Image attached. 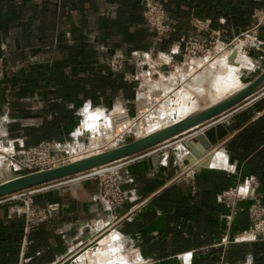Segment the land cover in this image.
<instances>
[{"label": "crops", "instance_id": "0c3cea01", "mask_svg": "<svg viewBox=\"0 0 264 264\" xmlns=\"http://www.w3.org/2000/svg\"><path fill=\"white\" fill-rule=\"evenodd\" d=\"M160 1L175 32L155 46L151 35L149 41L145 38L140 0H103L99 6L97 0H83V8L110 14L100 15L104 25L96 23L91 28L93 49L106 59L116 52L125 57L159 53L165 64L158 72L164 73L171 69L169 64L175 67L182 62L183 41L209 38V33L192 30L189 21L194 15L211 20L214 32L242 30L241 25L231 30L224 25L223 5L209 13L202 10L207 0ZM250 1L255 2L253 13L264 12V0ZM253 26L257 24L251 22L244 30ZM235 48L239 50L236 66L242 74L245 52L242 47ZM235 48L223 54L224 62ZM126 72H134L127 63L118 76L122 78ZM118 93L121 98L127 96L126 87ZM88 114L101 116L85 111L84 132L91 129ZM198 130L209 149L191 139L189 145L182 143L152 157L141 156L146 151L122 161L123 165L110 173L119 177L121 190L128 197L118 209L109 210L99 198V176L14 201L0 199V264H57L75 256L76 250H86L88 247L81 248L83 238L90 236V243L102 231L117 235L129 264H248L249 256L252 264H264V240L250 233L248 218L251 206L264 208V96L174 140ZM249 179L254 181L251 194L238 197L237 192L250 185ZM29 202L37 207L55 204L57 208L46 222L26 233Z\"/></svg>", "mask_w": 264, "mask_h": 264}, {"label": "rangeland", "instance_id": "374dc122", "mask_svg": "<svg viewBox=\"0 0 264 264\" xmlns=\"http://www.w3.org/2000/svg\"><path fill=\"white\" fill-rule=\"evenodd\" d=\"M82 1L0 0V163H8L1 153L17 155L24 149L51 140L88 156L136 139L131 133L134 126H144L142 132L152 130L170 118L166 116L170 111L183 106L190 108L191 105L195 109L210 104L225 94L216 87L217 79H222L228 70L227 63L222 62L223 54L237 46L244 49L241 61L242 68H246L238 76L239 86L264 69V12L253 13L255 2L250 0L203 2L202 10L209 13L223 5L226 12L224 25L230 30L241 25L242 30L220 33V40H213L206 54L191 59L184 67H171L168 63V69H171L164 73H159L155 65L164 55L153 51L127 57L116 52L107 59L101 52H96L91 43V28L96 23L104 25L102 14H110L103 9L83 8ZM158 1L165 8L164 3ZM102 2L97 0V5ZM141 5L143 7L142 0ZM195 18L202 19L194 15L189 21L190 26ZM251 22L257 26L244 30ZM191 28L197 34L206 33ZM145 30L146 41L151 35L154 43L153 35L147 28ZM192 39L205 41L202 37ZM223 44L228 46L222 51ZM116 54L122 55L134 72L143 67L142 71L148 73L146 77L125 80L123 74L120 78V73L113 72L110 67ZM196 79L199 80L195 82ZM121 87L127 89L124 98L118 96ZM137 92L138 96L143 95V102L137 100ZM85 111L101 113L105 119L96 128L84 132ZM0 166L5 172L14 170L11 165ZM248 218L250 233L260 238L254 231L249 212ZM108 233H98L96 241L108 237ZM119 243L113 242L111 246H119L122 251ZM78 251L73 253H77L72 257L74 261L85 250ZM74 261L71 264H76Z\"/></svg>", "mask_w": 264, "mask_h": 264}, {"label": "water", "instance_id": "95a60500", "mask_svg": "<svg viewBox=\"0 0 264 264\" xmlns=\"http://www.w3.org/2000/svg\"><path fill=\"white\" fill-rule=\"evenodd\" d=\"M142 3L144 4V2ZM233 55L234 54L232 53L230 59ZM263 96L264 69L251 81L244 84L242 88L224 99L199 108L185 118L177 122H172L146 136L103 150L93 155L85 156L67 165L51 168L45 171L17 175L11 179L6 176L3 177L0 173V199H3L2 201H14L35 195L39 192L58 189L75 182L97 177L118 169L123 165L122 161L130 159L138 154L148 151L141 156L152 157L153 155H157L164 150L172 148L173 146L181 145L182 143H187L189 145L188 141L191 139L202 143L204 150H207L210 146L205 142L202 130L190 132L177 140L174 139L196 129L212 119L222 117L225 113H233L245 108ZM187 144L185 145L187 146ZM160 145L163 146L155 149V147ZM101 230L102 229H99L97 231ZM98 236L99 235L95 236L91 240V243L87 242V240L90 239V236L84 237L82 241L85 244H83L81 248L83 247L82 249H86L87 247L96 246L97 241L94 239ZM72 257L73 255L71 254L57 264H69L74 261Z\"/></svg>", "mask_w": 264, "mask_h": 264}, {"label": "built area", "instance_id": "2783aa9c", "mask_svg": "<svg viewBox=\"0 0 264 264\" xmlns=\"http://www.w3.org/2000/svg\"><path fill=\"white\" fill-rule=\"evenodd\" d=\"M142 2H144L143 18L145 26L153 35L155 45L162 44L168 35L175 32V28L169 22L168 14L164 6L158 0H142ZM191 27L197 32L209 33V39L204 41L191 38L186 42L183 41V59L182 62L178 64L181 67L191 59L200 58L201 55L206 54L210 49V47L208 48V45L212 44L213 40L216 38V40H220L221 34L211 30V21L208 19H192ZM227 46L228 45L223 44L222 51ZM126 63L127 61L122 55L116 54L113 56L110 63L111 70L116 73H123ZM168 63H170V61ZM164 64L165 62L160 59L159 63H155L157 68L163 67ZM142 65H147V63H142ZM142 68L143 67H140V69L135 70L133 74L124 73V79L137 80L140 76L146 77L148 73L143 72ZM158 76L160 78L161 74L158 73ZM138 93L139 92L136 93V96ZM138 119H140V117H138L137 120ZM1 154V157L5 162L12 163L17 167L19 171V174L17 175H25L60 167L85 156V153L77 152L75 148L68 147L66 144L58 143L53 140L41 142L35 147L24 149L17 155ZM110 173L111 172L99 176V198L109 210H115L120 208L126 202L128 197L121 190L119 177L111 175ZM11 175L13 177L17 176L15 173L10 172L7 178L10 179ZM253 182V179H249L250 185L243 186L239 193L237 192L238 197L251 194L252 189H254ZM56 208L57 205L55 204L46 205L45 207H37L29 202L25 212V232L28 233L36 230L41 224L48 220L50 212ZM248 212L253 217L254 231L259 234L262 240H264V208L251 206L248 209ZM221 242L222 244L227 243L225 239Z\"/></svg>", "mask_w": 264, "mask_h": 264}, {"label": "bare ground", "instance_id": "6f19581e", "mask_svg": "<svg viewBox=\"0 0 264 264\" xmlns=\"http://www.w3.org/2000/svg\"><path fill=\"white\" fill-rule=\"evenodd\" d=\"M237 46V45H236ZM237 48H235V50H233L231 53H230V55L228 56V58H227V61H226V63H228V65L226 64V66H227V71H225L226 72V74L224 75V77L222 78V79H220V78H218V76H217V80H218V83H217V90L218 91H220V92H223V93H225L224 95H222V96H220V97H218L216 100H213V101H211V103L210 104H213V103H215V101L216 102H218V101H220V100H222V99H224L225 97H227V96H229L230 94H232V93H234L235 91H237V90H239L240 88H242V86L240 87L238 84V76H239V69L240 68H238V66H236V62H235V58H236V56H237V54H238V52H239V50L237 51L236 50ZM234 54L233 55V57L230 59V56H231V54ZM225 60H226V58H224ZM224 60L222 59V62H223ZM221 64H223V63H221ZM225 66V67H226ZM182 67H184V66H182ZM222 67V66H221ZM224 68V67H223ZM220 70V69H219ZM224 71V70H223ZM220 72V71H219ZM218 72V73H219ZM216 74V73H215ZM210 75V74H209ZM206 76V75H205ZM200 77V76H199ZM215 77H216V75H215ZM215 77H213L214 79H215ZM209 78V77H208ZM219 79L221 80V81H219ZM197 80H199V79H196L195 80V82L197 81ZM205 80H207L206 78H205ZM214 82H215V80H213ZM213 81H211V82H213ZM199 82V81H198ZM195 84V83H194ZM216 84V83H215ZM196 85V84H195ZM213 86H215V85H213ZM213 88V87H212ZM215 89V88H214ZM212 90V89H211ZM214 92H216V91H214ZM210 95V94H209ZM139 96H140V99H139ZM138 96V94H137V100L139 101V102H143V95L142 94H140ZM191 99V98H190ZM213 102V103H212ZM210 104H207V105H210ZM207 105H205V106H207ZM205 106H203V107H205ZM200 108H202V107H200ZM197 109H199V108H196V109H193V108H191V105H190V108L189 107H185V106H183V108H181V109H178V110H173V111H170V113L169 114H167L166 116H169L170 118L169 119H167V121H165L164 122V124H160L162 127H164V126H167V125H169V124H171L172 122H177V121H179V120H181V119H183V118H185L187 115H189V114H191L192 112H194V111H196ZM139 110V109H138ZM99 114H95V115H93V114H88L87 116V118H88V120H90L91 121V125L89 124V127L90 128H92V127H95L96 128V126H98V124L101 122V121H103V119H105V118H103L102 117V114H101V116H98ZM165 116V117H166ZM174 119V120H173ZM106 121H109L107 118H106ZM86 125V124H85ZM161 126H159L160 128H162ZM159 127H156V128H154V129H152V130H145L144 132H142L143 131V129H145L144 128V126L142 127H139V126H134L133 128H132V130H131V133L132 134H134V136H136V139L137 138H140V137H143V136H146V135H148V134H150V133H152V132H154V131H156V130H158V129H160ZM94 128V129H95ZM92 130V129H91ZM131 133H130V137H131ZM140 134H142V136H140ZM125 135V134H124ZM123 136V135H122ZM129 137V138H130ZM128 138V139H129ZM113 147H115V145H113V146H110V147H108V149L109 148H113ZM99 153V152H98ZM96 154V153H95ZM91 155H93V154H91ZM89 156V155H88ZM81 158H83V157H81ZM80 159V158H79ZM76 160H78V159H75L74 161H76ZM0 165H4V166H8L9 167V165H11L13 168H14V170L13 171H10V172H13V173H15L16 175L17 174H19V171H18V169H17V167L14 165V164H12V163H7V164H3L2 162L0 163ZM2 167L0 166V169H1ZM5 169H7V168H5ZM10 172H5V171H3L2 169H1V174H2V176L3 177H8V174L10 173ZM114 232V231H113ZM119 240H118V237H117V235L115 234V233H113V234H110L108 237H105V238H103V239H99L98 241H97V245H96V247L95 246H91V247H88L84 252H82L81 254H79L77 257H76V259H75V263L76 264H129V261H128V259L127 258H125L124 257V255H123V251H120V249H118L119 248V246L116 248V246L114 247V246H111V243H113V242H118ZM91 243V242H90ZM120 244V243H119ZM121 245V244H120ZM121 250H122V248H121Z\"/></svg>", "mask_w": 264, "mask_h": 264}, {"label": "clouds", "instance_id": "9594fccd", "mask_svg": "<svg viewBox=\"0 0 264 264\" xmlns=\"http://www.w3.org/2000/svg\"><path fill=\"white\" fill-rule=\"evenodd\" d=\"M248 264H252V258L250 256L248 258Z\"/></svg>", "mask_w": 264, "mask_h": 264}, {"label": "trees", "instance_id": "16d2710c", "mask_svg": "<svg viewBox=\"0 0 264 264\" xmlns=\"http://www.w3.org/2000/svg\"><path fill=\"white\" fill-rule=\"evenodd\" d=\"M140 3H141V0H140ZM140 3H139V4H140ZM142 8H143V7H142ZM198 17H199V18H202V17H200L199 15H198ZM202 19H204V18H202ZM210 21H211V20H210ZM211 24H212V22H211Z\"/></svg>", "mask_w": 264, "mask_h": 264}]
</instances>
